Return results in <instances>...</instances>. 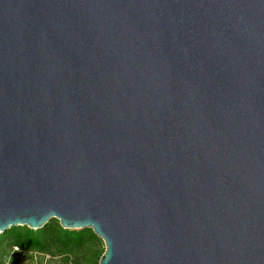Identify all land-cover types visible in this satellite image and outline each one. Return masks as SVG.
<instances>
[{
  "label": "water",
  "instance_id": "obj_1",
  "mask_svg": "<svg viewBox=\"0 0 264 264\" xmlns=\"http://www.w3.org/2000/svg\"><path fill=\"white\" fill-rule=\"evenodd\" d=\"M54 219L264 264V0H0V235Z\"/></svg>",
  "mask_w": 264,
  "mask_h": 264
},
{
  "label": "trees",
  "instance_id": "obj_2",
  "mask_svg": "<svg viewBox=\"0 0 264 264\" xmlns=\"http://www.w3.org/2000/svg\"><path fill=\"white\" fill-rule=\"evenodd\" d=\"M105 250L93 230H65L56 219L38 231L16 227L0 235V264H100Z\"/></svg>",
  "mask_w": 264,
  "mask_h": 264
},
{
  "label": "rangeland",
  "instance_id": "obj_3",
  "mask_svg": "<svg viewBox=\"0 0 264 264\" xmlns=\"http://www.w3.org/2000/svg\"><path fill=\"white\" fill-rule=\"evenodd\" d=\"M27 264H31V263H27Z\"/></svg>",
  "mask_w": 264,
  "mask_h": 264
}]
</instances>
